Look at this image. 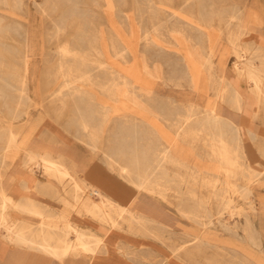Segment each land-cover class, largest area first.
<instances>
[{
  "label": "rangeland",
  "instance_id": "374dc122",
  "mask_svg": "<svg viewBox=\"0 0 264 264\" xmlns=\"http://www.w3.org/2000/svg\"><path fill=\"white\" fill-rule=\"evenodd\" d=\"M200 3H203L200 10L202 15L213 12L228 16L235 11V7L239 8L243 14V28L248 33L246 36L256 29H264V0H0V163L2 160L9 162L13 154L1 151L6 124H11L10 130L17 132V141H21L25 135L28 137L32 131L25 149L40 146L41 135L50 131L42 129L52 128L63 137L64 142L49 140L46 143L51 148L48 152L53 156L63 154L66 160L71 161L73 171L77 173L75 178L84 179L94 186H109L114 194L112 199L118 204L125 207L132 202L134 211L155 218V222L144 225L123 222L120 230L157 241L188 264H262L264 132L253 141L241 145L242 163L250 170L251 179L247 183L246 174L237 172L232 183L238 188L250 184L251 193L244 198L239 188L233 194H228L234 206L228 211L221 191L217 192L223 186L211 189L189 177L191 174L198 175L197 180H200L208 174H215L222 180L221 172L211 170L216 163L208 155L209 148L204 142L209 138L206 134L196 141L190 138L178 141V151L174 154L187 168L175 171L172 167H166L158 173L155 181L165 190L163 197L144 192L137 194L130 184L103 162L101 149L106 146L107 136L113 128L112 122L103 124L98 149L92 151L85 144L89 142L87 135L70 113L71 102L61 108L60 103L49 96L67 79L60 75L61 67L71 63L61 58L60 49L63 46L94 59L98 57V48L105 49V59L110 63V36L115 35L113 41L119 49H125L126 56L123 61L113 60L114 64L121 68L132 67L141 83L138 88L143 93L142 100L150 96L151 107L163 108L159 118L174 117L177 110L184 114L183 109L188 107L198 114L191 117L192 120L202 117L209 110V105L220 99L209 88L204 74L198 88L194 89L188 78L175 85L177 79L185 74L186 61L182 60V55L185 53L190 59L189 67L204 69L209 44L201 41V38L208 33L214 55L212 62L224 69L225 63L233 57L228 34L234 30H225L222 24L218 30L216 19L212 22L211 30H205L204 23L197 16ZM152 25L158 26V30H153ZM241 53L240 58L233 57V67L248 55L246 51ZM80 69L102 85L109 80L108 70L104 67L97 69L86 64ZM218 73L216 69V82ZM18 74L21 75V85ZM21 88L25 89L23 94L19 92ZM257 96H261L260 91ZM261 98L264 106V95ZM69 99L70 96L66 100ZM163 103H166V107H163ZM155 116L152 120L158 123L156 125L173 138L175 127L170 122L157 121L159 119ZM99 122V115L94 113L93 123ZM24 155L25 150H22L9 166L8 163L6 167L0 166L2 187L6 185V173L13 165L21 164ZM34 170L41 175V180L47 179L41 170ZM178 173L183 179L177 176ZM68 187H64V192L61 186H56L63 197L70 198ZM93 198L96 200V197ZM177 206L190 216H196L195 220L182 217ZM195 236L200 241L194 242ZM71 238L74 239V235ZM238 241L247 244L242 246ZM252 241H257V246ZM249 246H254V249Z\"/></svg>",
  "mask_w": 264,
  "mask_h": 264
},
{
  "label": "bare ground",
  "instance_id": "6f19581e",
  "mask_svg": "<svg viewBox=\"0 0 264 264\" xmlns=\"http://www.w3.org/2000/svg\"><path fill=\"white\" fill-rule=\"evenodd\" d=\"M202 7L203 3H200L197 16L204 23L205 30H211L214 19L219 23L217 26L218 30L221 29V24L225 30H234L228 34L229 43L232 46L233 57L236 59L240 58L239 56L243 54L241 52L245 51L242 47V39L248 34L243 28L242 11L235 7V11L228 16H223L220 13L215 15L213 12L202 15L200 13ZM151 28L158 30V26L152 25ZM114 37L116 36H110V52L112 55L110 58L112 62L110 63H107L105 59V49L99 50L98 48L96 52L98 57L94 59L63 46L60 49L61 58L63 61L69 60L71 63L61 67L60 75L67 79H64L62 85L49 95L50 97L52 96L51 99L58 101L61 108L71 102L69 104L70 113L73 117H76L79 128L87 135L89 142H85V144L92 151L98 149V140H101L103 135V124L112 122L113 128L107 136L106 146L101 149L103 162L110 170H115L122 180L130 184L137 194L144 192L149 195L160 194L163 197L165 190H162L159 183L155 181L159 176L158 173L162 172L166 167H172L175 171L186 167L174 154L178 151V141L183 142L187 138L196 141L199 136L202 137V135L206 134L209 138L205 139L204 142L209 148L208 155L216 163L211 170L213 172H221L222 180L218 179L215 174H208L200 180H197L198 175L191 174L189 177L193 181H199L203 186H209L211 189L216 190L218 186H223L217 192L221 191V197L227 210H232L234 208L233 200L228 194H233L239 188L242 189L240 194L244 198L250 196L251 193L250 184L238 188L232 183L237 172L246 174L248 177L247 183L251 179L250 170L242 163V143L236 130L228 122L223 121L216 115L215 103L209 105V110H206L202 117H194L193 120L191 117L198 114L194 112L192 107L183 109L184 114L179 113L177 110L174 117L159 118L161 116L159 112L162 113L163 108L151 107L152 98L150 96L146 97L145 101L142 100L143 93L141 94L138 88L141 83L132 67L121 68L114 64V61L119 59L123 61L126 56L125 49H119L116 46L113 41ZM145 37L146 35H144V39ZM201 41H206L209 44L208 52L204 57L206 64L204 69H199L195 66L189 67L191 61L184 53L182 60L186 61L185 74L177 79L175 85H180V81L188 78L189 84L194 89L198 88L201 77L204 74L205 80L210 84L209 88L214 91L216 98L220 100L230 98L233 99L234 105H237V95L233 93L231 97L229 87L222 76L223 69L219 65L216 67L212 62L214 55L211 36L208 33L203 34ZM24 62H26V58ZM237 63L233 68L239 76L251 80L255 79V69L251 59L243 57ZM86 64L95 66L97 69H102L103 67L107 69L109 73L108 82L102 85L92 75L83 72L80 67ZM216 69L219 72L217 82L214 79ZM18 76H20L19 84L21 85V75L18 74ZM254 86L257 94L259 89L256 82ZM24 91L25 89L22 88L19 90L21 94ZM69 96L70 99L66 100ZM25 97L29 101V98ZM51 102L53 103V101ZM162 105L166 107V103ZM92 107L93 109L89 111ZM94 113L100 117L99 124L93 123ZM155 115L159 119L157 121L170 122L175 127L173 138L163 131L159 125H156L158 124L157 122L152 120ZM190 119L192 120L191 125L189 124ZM4 127L7 131L3 130L5 137L1 142L3 146L1 151L3 153L12 152L13 154H11L9 162L1 161V168L6 167L7 163L9 166L20 152L25 150L24 162L22 163L23 169L32 171L36 167L41 170V174L43 173L51 181V183H46L44 186L45 194L63 203L67 210L59 214L58 223L55 226L47 220L49 217L46 216L44 231L39 232L37 228H26L23 234L24 228L21 223L10 224L7 219V207L10 208L12 199L6 196L0 180V235L3 238H7L11 243L20 246L33 245L36 249L39 247L45 250L47 255L62 262L65 260L64 257L69 256L92 258L100 253L104 247V236L98 235L93 230L77 228L69 223L68 216L71 213L87 217L104 230L119 229L123 222L127 224L132 222L139 225L155 222L153 216L134 211L132 202L125 207L121 206L98 187L88 186L83 180L75 178L74 176H77V173L76 170L73 171L74 164L66 160L63 154L53 156V153L48 151L39 153L33 148L25 149L22 141L18 143L16 139L17 132L10 130L11 124H6ZM177 176L183 177L179 173ZM56 186H61L64 192L66 191L64 187L69 186L70 191L67 190L70 192V198L58 195ZM86 191H88L90 196L96 195L99 197V202L96 203L90 197H85ZM13 208L23 213L21 206L18 207L14 204ZM176 209L182 217L195 220L196 216H190L181 207L177 206ZM71 235H74L75 238H71ZM194 239V242L200 240L198 236H195ZM249 239H251V236ZM262 264L264 263L262 262Z\"/></svg>",
  "mask_w": 264,
  "mask_h": 264
},
{
  "label": "crops",
  "instance_id": "0c3cea01",
  "mask_svg": "<svg viewBox=\"0 0 264 264\" xmlns=\"http://www.w3.org/2000/svg\"><path fill=\"white\" fill-rule=\"evenodd\" d=\"M242 40V47L248 52L245 58L251 59L255 69V81L239 76L234 71V60L231 57L224 65L222 76L229 87L231 97L233 93L237 95L238 103L234 105L233 99L230 98L217 101L215 113L236 130L241 143L244 144L253 141L261 132H264V106L261 98L264 95V29H256ZM255 82L261 92L260 97L256 94ZM47 129L50 131L41 135L40 146L28 147V149L33 148L39 153H44L51 149L46 144L49 140H55L61 144L64 142L63 137L59 136L56 130L43 128L42 131ZM31 133L32 131L29 132L28 137L25 135L27 138L22 137L21 141L25 148L28 146L27 140ZM23 162L24 158L21 164L13 165L14 167L5 175L6 185L2 189L6 196L12 199L10 208L7 207V219L10 224L21 223L24 228L23 234L26 228H37L41 232L44 231L46 216L49 217L47 220L55 226L58 223L59 214L67 208L63 203L45 194L44 186L51 181L47 177L46 180H41V175L34 170L36 167L32 171L23 169ZM81 180L88 186L98 187L111 198L114 195L109 186H94L84 179ZM57 191L58 195L62 196L58 188ZM84 195L96 203L100 200L96 195H88V191ZM93 197H96V200ZM14 204L21 206L23 213L14 210ZM68 221L77 228L93 230L98 235L104 236L102 251L92 258L69 256L59 262L39 247L36 249L33 245L20 246L0 235V264H188L176 258L167 248L152 239L120 229L104 230L87 217L75 213L69 214ZM238 242L242 246L247 244ZM252 243H256L255 246H257V241ZM249 247L254 249V246Z\"/></svg>",
  "mask_w": 264,
  "mask_h": 264
}]
</instances>
